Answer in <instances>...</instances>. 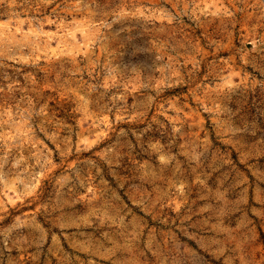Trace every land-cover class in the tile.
Listing matches in <instances>:
<instances>
[{"label": "rangeland", "instance_id": "374dc122", "mask_svg": "<svg viewBox=\"0 0 264 264\" xmlns=\"http://www.w3.org/2000/svg\"><path fill=\"white\" fill-rule=\"evenodd\" d=\"M0 264H264V0H0Z\"/></svg>", "mask_w": 264, "mask_h": 264}]
</instances>
